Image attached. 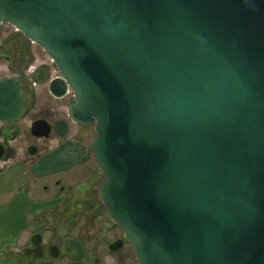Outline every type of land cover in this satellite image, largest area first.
I'll return each mask as SVG.
<instances>
[{"label":"water","instance_id":"water-1","mask_svg":"<svg viewBox=\"0 0 264 264\" xmlns=\"http://www.w3.org/2000/svg\"><path fill=\"white\" fill-rule=\"evenodd\" d=\"M0 17L96 120L138 264H264V0H0Z\"/></svg>","mask_w":264,"mask_h":264},{"label":"flooded vegetation","instance_id":"flooded-vegetation-1","mask_svg":"<svg viewBox=\"0 0 264 264\" xmlns=\"http://www.w3.org/2000/svg\"><path fill=\"white\" fill-rule=\"evenodd\" d=\"M45 50L0 18V264H137L103 198L96 121Z\"/></svg>","mask_w":264,"mask_h":264}]
</instances>
